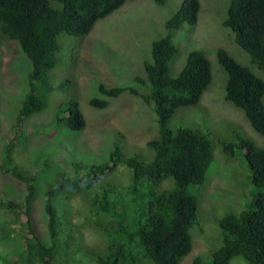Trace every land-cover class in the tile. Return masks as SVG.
I'll return each instance as SVG.
<instances>
[{
    "label": "trees",
    "instance_id": "16d2710c",
    "mask_svg": "<svg viewBox=\"0 0 264 264\" xmlns=\"http://www.w3.org/2000/svg\"><path fill=\"white\" fill-rule=\"evenodd\" d=\"M126 1L129 0H0V38L14 42L32 65L29 89L14 122L18 144L19 139L27 143L25 131H19L24 122L47 107V96L53 90L50 73L61 50L59 37L89 35L98 21L123 7ZM154 1L164 6L168 0ZM200 10V0L183 1L165 22L166 35L154 42L153 61L144 63L146 80L136 79L149 86L144 100L153 104L157 116L158 136L148 142L155 153L153 160L148 163L137 155L128 156L114 143L106 163H77L78 174L73 179L60 169L48 191L38 189L36 175L16 167L6 169L5 173L9 171L25 184L26 195L22 199L0 200V208L13 218V222L0 226V246L18 243L17 252L0 251V264H73L72 234L66 225L72 224L71 218L54 202L61 198L71 201L76 196L82 197L85 205L86 222L81 228L91 227L100 240V248L88 251L96 264H182L191 253V230L198 222L199 212V199L192 188L207 182L214 146L207 133L195 128H172L170 124L179 109L201 103L213 74L208 57L197 50L189 53L179 76L171 75L170 66L179 54L174 42L176 34L187 24L195 26ZM224 26L237 46L250 55L256 69L264 72V0H230ZM217 58L227 74L225 100L244 113L264 140V80L224 49L217 51ZM99 90L108 98H118L127 91L138 95L134 88H107L103 84ZM89 103L99 109L109 106L108 101L97 98ZM55 126L74 132L86 128L76 99L60 108ZM16 142L7 143L8 154L16 149ZM220 144L231 158L238 155L237 150L245 151L255 193L244 210L227 212L220 219L223 244L213 253L212 260L198 257L193 264H231L237 257L248 264H264V147L243 133ZM6 159L11 164V156ZM47 164L56 165L51 160ZM121 166L129 169L130 184L119 192L111 182L102 181ZM82 170L84 175L79 173ZM170 178L174 187L159 192L160 185ZM44 194L49 228L43 240L33 230L32 213L34 201ZM13 224L15 228L7 229ZM17 226L22 231L30 228L31 237L17 233ZM81 261L82 258L78 260Z\"/></svg>",
    "mask_w": 264,
    "mask_h": 264
},
{
    "label": "rangeland",
    "instance_id": "374dc122",
    "mask_svg": "<svg viewBox=\"0 0 264 264\" xmlns=\"http://www.w3.org/2000/svg\"><path fill=\"white\" fill-rule=\"evenodd\" d=\"M183 1L168 0L166 5L158 6L154 0H129L98 21L89 35L62 34L57 65L50 73L53 90L47 96V107L25 121L19 129L25 131L27 143L19 139L18 144L19 134L13 130L17 111L29 89L28 76L32 65L14 42L0 38V200L22 199L26 195L25 184L9 171L4 172L13 167L28 175H36L38 189L48 191L56 182L60 169L73 179L78 174L77 163H106L114 143H118L128 156L137 155L148 163L153 160L155 153L148 142L158 136L157 116L153 104L144 100L149 86L136 79L146 80L144 63L153 61L152 46L166 35L165 22L179 10ZM229 2L200 0L197 24L185 25L174 39L179 54L170 66L172 76H179L189 53L194 50L202 51L208 57L213 74L201 103L179 109L170 124L172 128L201 130L209 135L214 146V160L207 170V182L192 188V193L199 199L198 222L191 230L193 250L182 264H193L198 257L210 262L213 253L223 244L220 219L227 212L244 210L255 193L245 151L237 150L238 155L231 158L223 152L220 142L230 141L236 133H243L259 147H264L263 138L253 130L244 113L225 100L227 74L218 62L219 49L226 50L240 65L250 68L264 80V72L256 69L250 55L237 46L234 37H230V30L224 26ZM101 84L107 88H134L138 95L127 91L118 98H108L101 94ZM95 98L108 101L109 106L104 109L91 106L89 102ZM72 99L79 102L86 119V128L82 132L55 126L60 108ZM9 141L16 142V149L10 154L6 149ZM9 155L11 164L6 159ZM48 160L56 165L49 166ZM79 173L84 175L85 171ZM102 182H111L120 192L130 184V171L121 166ZM98 187L99 184L95 188ZM172 187L174 181L170 178L160 185L158 191ZM46 201V194L39 195L33 203L32 213L33 230L43 240L49 228ZM54 205L60 211L68 212L73 224L66 223L72 234L70 252L73 264H96L88 251L100 248L101 244L94 229L86 225L81 228L86 222L82 197L76 196L71 201L61 198ZM9 220L13 222L11 214L0 208V226ZM26 220L24 217L22 222ZM10 227L15 228V225L7 229ZM16 228L23 237H31L29 227L26 231H22L21 226ZM16 244L2 245L0 251L17 252ZM88 259L93 262H87ZM231 264L248 263L237 257Z\"/></svg>",
    "mask_w": 264,
    "mask_h": 264
}]
</instances>
